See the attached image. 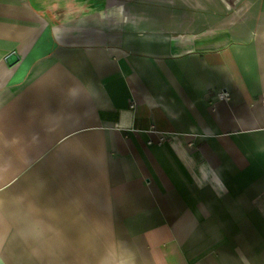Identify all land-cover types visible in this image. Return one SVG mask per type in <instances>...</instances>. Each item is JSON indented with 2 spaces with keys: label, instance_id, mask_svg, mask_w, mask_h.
I'll list each match as a JSON object with an SVG mask.
<instances>
[{
  "label": "crops",
  "instance_id": "1",
  "mask_svg": "<svg viewBox=\"0 0 264 264\" xmlns=\"http://www.w3.org/2000/svg\"><path fill=\"white\" fill-rule=\"evenodd\" d=\"M0 264H264V0H0Z\"/></svg>",
  "mask_w": 264,
  "mask_h": 264
},
{
  "label": "built area",
  "instance_id": "2",
  "mask_svg": "<svg viewBox=\"0 0 264 264\" xmlns=\"http://www.w3.org/2000/svg\"><path fill=\"white\" fill-rule=\"evenodd\" d=\"M220 96H221V98H224V99H229L230 98V94H229V92H227V91H224V92H222L221 94H220ZM164 136L162 137V140H164Z\"/></svg>",
  "mask_w": 264,
  "mask_h": 264
}]
</instances>
